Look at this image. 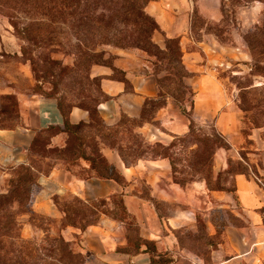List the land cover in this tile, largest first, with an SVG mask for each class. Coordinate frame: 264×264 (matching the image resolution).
<instances>
[{
    "label": "crops",
    "instance_id": "obj_1",
    "mask_svg": "<svg viewBox=\"0 0 264 264\" xmlns=\"http://www.w3.org/2000/svg\"><path fill=\"white\" fill-rule=\"evenodd\" d=\"M194 11L202 20L200 26L194 25ZM145 12L158 26L151 41L159 51L167 56V42L176 41L186 73L182 85L165 58L140 49L109 48V62L89 72L106 97L97 106L104 128L86 131L93 134L98 155L119 181L96 176L86 159L93 155L86 151V158L55 165L41 175L32 187L30 207L59 223L63 214L55 201L71 197L86 205L104 202L95 225L60 231L68 242L78 241L75 249L84 264H264V191L253 177L229 176L222 191L208 190L201 180L185 186L174 179L172 159L152 153L157 145L167 148L188 137L192 124L198 131L212 129L228 145L215 150L213 171L228 170L230 159L238 154L242 120L235 105L238 90L229 75L239 76L252 62L243 29L227 34L228 40L216 35L213 28L223 18L220 0H157ZM208 25L212 31H207ZM10 29L0 16V54L17 52ZM6 97H14L17 123L0 128V194L6 193L10 170L28 164L42 133L55 131L50 146L62 149L69 137L66 122H92L89 112L77 107L65 118L55 97L3 85L0 115ZM122 119L130 124L121 126ZM133 121L139 123L135 126ZM114 131L117 134L111 136ZM119 147L137 160L125 163ZM119 203L126 219L119 216ZM30 230L24 224L21 236L28 237Z\"/></svg>",
    "mask_w": 264,
    "mask_h": 264
},
{
    "label": "rangeland",
    "instance_id": "obj_2",
    "mask_svg": "<svg viewBox=\"0 0 264 264\" xmlns=\"http://www.w3.org/2000/svg\"><path fill=\"white\" fill-rule=\"evenodd\" d=\"M225 6L228 11L225 19L223 17L221 24L213 28L214 32L224 40H228L227 34L232 35L234 30L243 29L241 34L252 31L253 26L261 20L264 9V5L258 2L245 6H231L226 2ZM0 16L9 23L12 36L18 42L17 52L0 54V85L29 95L55 97L66 109L76 103L77 98L81 100L88 94L95 95L98 99L95 94L97 85L89 76L90 68L94 64L108 63L106 51L114 47H92L86 39L74 35L71 24L68 22L51 25L47 38L40 39L37 44L22 42L10 25L11 18L2 14ZM30 17L31 15H26L24 8H20L19 20L15 18L13 20L22 26ZM251 60L249 69L243 68L239 76L229 75V82L238 90L235 105L242 114L241 140L237 145L238 154L230 159L226 172L214 174V152L218 146L223 145V141L219 142L220 138L212 129L205 128L199 131L194 129L192 135L176 141L174 149L168 151L174 166L176 182L186 186L192 181L201 180L206 188L225 189L224 185L229 180V176L244 173L253 177L264 191V62L256 63L253 58ZM15 104L14 97L5 99L3 108H7V111L0 115V128L16 126ZM55 133V131L42 133L34 144L30 160L36 172L48 174L55 165H72L86 151L93 155V159L99 156L97 144L90 131L75 132L70 129L67 132L69 137L66 140V146L62 149L50 146V138ZM134 141L138 143L137 139ZM10 178L11 176L8 181ZM8 181L5 185L6 192ZM71 201L72 198L69 197L65 201L57 202L62 204ZM29 208L32 211L31 207ZM74 218L80 226L82 213L74 215ZM19 219L23 225L32 229L28 232V237H22L31 242L41 241L44 238L43 230H49L48 234L51 237H57L62 229L60 222L55 223L42 216L36 218L23 215ZM89 219H91L90 216ZM70 243L72 249L76 251L75 244L78 241H70Z\"/></svg>",
    "mask_w": 264,
    "mask_h": 264
},
{
    "label": "trees",
    "instance_id": "obj_3",
    "mask_svg": "<svg viewBox=\"0 0 264 264\" xmlns=\"http://www.w3.org/2000/svg\"><path fill=\"white\" fill-rule=\"evenodd\" d=\"M154 1L157 0H0V14L11 18L10 25L22 42L37 44L40 39L47 38L51 25L68 22L71 24L74 35L86 39L92 47L112 46L120 49H140L160 59L165 58L172 68L170 71L180 79L179 83L182 85V78L186 76V73L180 63V53L176 41L167 42L169 50L167 56L159 51L151 41L152 35L159 29L156 22L146 14L145 9L149 3ZM226 2L231 6H245L252 2L264 5V0H220V9L224 19L228 13ZM20 8H24L26 15L33 17H30L28 22L22 26L13 20V18L19 20L18 11ZM193 18L194 25L202 24L196 11L193 12ZM252 29V31L243 34V40L253 61L261 63L264 62V9L261 20ZM207 31H212L210 25H208ZM92 81L97 85L95 94L98 99L95 95L88 94L81 100L77 98V102L69 109H66L63 103L58 100L60 110L65 118L72 107H77L88 111L92 121L88 126L83 124L70 126L66 122L65 133L70 129L79 132L86 129L104 128L97 113V106L106 97L99 89L98 80L92 79ZM180 87L177 86L176 89L179 94ZM184 95L185 93H183ZM5 99L9 100L11 97ZM6 111L7 108L2 106L1 112ZM127 123H129L127 119H122L121 126ZM131 123L136 126L139 122ZM193 133V125L190 124L189 135ZM116 134V131L111 132V136ZM220 141L223 140L220 138ZM174 146L175 143L167 148L157 145L153 148L152 153L158 157L170 158L168 151ZM218 148H228V145L223 141V145ZM118 151L125 163H133L137 160V157L130 159V155L121 147ZM81 156L86 158L84 154ZM93 158L86 159L90 162L96 176L119 181L114 169L107 166L100 156L96 159ZM41 175L45 174L36 172L31 160L26 165H20L10 170L11 178L8 181L7 192L0 194V264H84V258L79 252L72 249L70 242L65 241L60 235L51 237L48 234L49 230H43L44 238L39 242L24 240L21 236L23 224L19 217L23 215L40 217L33 213L29 207L32 187ZM180 184L183 185V183ZM207 189L210 191L224 190L222 188ZM55 203L63 214L60 221L61 228L74 227L80 231H84L87 227L98 222L99 209L104 204V202H100L86 205L75 199H72L70 203L58 204L57 201ZM117 207L119 216L126 219L122 204H117ZM81 213L83 215V218L80 219L82 224L78 226L74 215ZM130 231L132 234L136 233V229L132 226ZM134 240L139 242L138 239Z\"/></svg>",
    "mask_w": 264,
    "mask_h": 264
}]
</instances>
